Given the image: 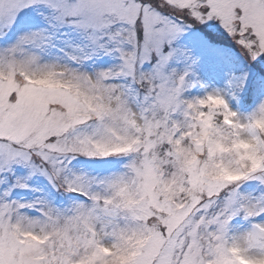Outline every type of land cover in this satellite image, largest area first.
Listing matches in <instances>:
<instances>
[{
  "label": "snow or ice",
  "instance_id": "6c2138e0",
  "mask_svg": "<svg viewBox=\"0 0 264 264\" xmlns=\"http://www.w3.org/2000/svg\"><path fill=\"white\" fill-rule=\"evenodd\" d=\"M0 264H264V0H0Z\"/></svg>",
  "mask_w": 264,
  "mask_h": 264
}]
</instances>
